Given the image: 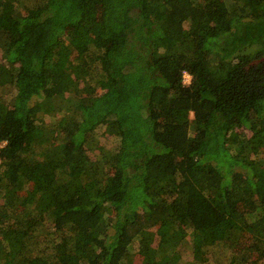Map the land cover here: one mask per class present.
<instances>
[{
    "label": "trees",
    "instance_id": "1",
    "mask_svg": "<svg viewBox=\"0 0 264 264\" xmlns=\"http://www.w3.org/2000/svg\"><path fill=\"white\" fill-rule=\"evenodd\" d=\"M2 142L0 264H264V0H0Z\"/></svg>",
    "mask_w": 264,
    "mask_h": 264
},
{
    "label": "rangeland",
    "instance_id": "2",
    "mask_svg": "<svg viewBox=\"0 0 264 264\" xmlns=\"http://www.w3.org/2000/svg\"><path fill=\"white\" fill-rule=\"evenodd\" d=\"M46 121H50V118H49V116H47L46 118ZM104 129H101V131L99 132V130H98V132L100 133L99 134V140L100 141H102L103 143L102 144H105V142L108 144H112L113 143V138H112V136H110V134L109 133H104V131H103ZM192 256V254L190 253V252H188L187 254H186V258H190Z\"/></svg>",
    "mask_w": 264,
    "mask_h": 264
},
{
    "label": "built area",
    "instance_id": "3",
    "mask_svg": "<svg viewBox=\"0 0 264 264\" xmlns=\"http://www.w3.org/2000/svg\"><path fill=\"white\" fill-rule=\"evenodd\" d=\"M183 77H184L183 80H184V83H185V84L190 83V81H191V75L189 74V72L184 71V76H183ZM4 144H5V142H2V143L0 144V148H1ZM0 152H1V149H0ZM0 163H1V153H0Z\"/></svg>",
    "mask_w": 264,
    "mask_h": 264
}]
</instances>
